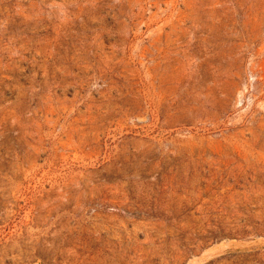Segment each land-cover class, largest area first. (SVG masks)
<instances>
[{"label":"rangeland","instance_id":"obj_1","mask_svg":"<svg viewBox=\"0 0 264 264\" xmlns=\"http://www.w3.org/2000/svg\"><path fill=\"white\" fill-rule=\"evenodd\" d=\"M0 264H264V0H0Z\"/></svg>","mask_w":264,"mask_h":264}]
</instances>
